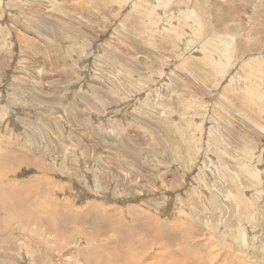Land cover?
I'll return each instance as SVG.
<instances>
[{
    "label": "rangeland",
    "instance_id": "rangeland-1",
    "mask_svg": "<svg viewBox=\"0 0 264 264\" xmlns=\"http://www.w3.org/2000/svg\"><path fill=\"white\" fill-rule=\"evenodd\" d=\"M0 264H264V0H0Z\"/></svg>",
    "mask_w": 264,
    "mask_h": 264
},
{
    "label": "bare ground",
    "instance_id": "bare-ground-1",
    "mask_svg": "<svg viewBox=\"0 0 264 264\" xmlns=\"http://www.w3.org/2000/svg\"><path fill=\"white\" fill-rule=\"evenodd\" d=\"M172 4H173V3H172ZM163 9H164V8H163ZM151 15H152V14H151ZM150 18H151V16H150ZM153 18H154V17H153ZM151 19H152V18H151ZM149 20H150V19H149ZM172 20H173V19H172ZM192 20H193V19H192ZM196 21H197V20H196ZM154 22H155V20H154ZM173 22H174V21H173ZM193 23H194V21H193ZM21 158H22V157H21ZM15 163H16V162H15ZM11 190H12V189H11ZM53 191H54V190H53ZM66 206H67V205H66ZM67 208H68V207H67ZM63 209H64V208H63ZM63 209H62V210H63ZM66 210H67V209H65V211H66ZM66 214H67V213H66ZM8 216H9V215H8ZM134 216H135V215H134ZM10 217H11V216H10ZM118 217H119V216H118ZM61 218H64V216L61 217ZM65 218H66V217H65ZM65 218L61 220L62 223H63V224L61 223L62 226H66V224H67V219H65ZM140 226H141V225H140ZM147 228H148V227H147ZM149 228H150V227H149ZM134 234H135V233H134ZM62 237H63V236H62ZM129 238L131 239V237H129ZM112 239H113V238H112ZM130 239H129V240H130ZM13 241H14V240H13ZM13 241H12V242H13ZM113 241H114V240H113ZM64 245H65V244H64ZM121 246H122V245H121ZM126 251H127V250H126ZM128 251H129V250H128Z\"/></svg>",
    "mask_w": 264,
    "mask_h": 264
}]
</instances>
